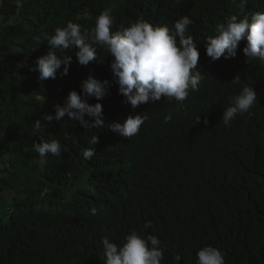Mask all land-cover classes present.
Returning a JSON list of instances; mask_svg holds the SVG:
<instances>
[{"label": "trees", "instance_id": "trees-1", "mask_svg": "<svg viewBox=\"0 0 264 264\" xmlns=\"http://www.w3.org/2000/svg\"><path fill=\"white\" fill-rule=\"evenodd\" d=\"M104 10L115 17L114 30L139 19L171 28L192 18L188 34L204 79L182 106L162 97L133 109L118 93L113 58L83 66L74 48L62 54L73 55L67 75L39 80L32 68L49 51L46 37L69 21L91 30ZM256 12H264V0H248L243 10L241 0H1L0 264H105L103 238L122 244L133 230L162 241V264H178L176 255L179 264H198L206 245L220 248L226 264H264V64L246 62V39L235 57L215 61L205 43L231 15ZM90 74L112 82L101 101L104 128L87 129L67 115L45 120ZM245 85L258 100L225 127L229 97ZM44 94L45 104L38 99ZM136 113L149 118L131 138L110 128ZM94 134L99 143L86 160L81 153ZM40 137L58 139L62 148L43 169L33 149Z\"/></svg>", "mask_w": 264, "mask_h": 264}, {"label": "clouds", "instance_id": "clouds-1", "mask_svg": "<svg viewBox=\"0 0 264 264\" xmlns=\"http://www.w3.org/2000/svg\"><path fill=\"white\" fill-rule=\"evenodd\" d=\"M179 2L176 0V3ZM247 2L241 0V10ZM192 23L189 15L179 18L171 28L167 24L153 25L139 19L129 26L121 24L114 30L115 17L110 11L104 10L91 30L71 21L64 27L56 28L54 35L46 37L49 51L37 57L32 70L38 71L40 81L55 79L58 72L62 76L67 75L73 55L62 54L72 48L75 49L78 63L83 66L93 61L102 63L106 56H111L110 69L118 85V93L133 109L162 97L175 99L182 106L190 92L197 90L204 79L197 67L200 57L198 44L188 34ZM215 33L205 39L206 53L212 61L222 56L225 59L235 57L240 42L246 39L247 44L243 48L246 62L258 59L264 64V12H256L251 18H240L238 14H233L226 22L216 26ZM101 50L105 55L99 54ZM239 81L240 75H236L231 82L238 84ZM111 86L112 82L108 79L101 80L90 74L82 81L80 91L71 90L63 104L53 106L54 114L46 113L44 119L61 120L67 115L87 129H102L105 118L101 101L109 94ZM90 98H95L97 102L89 103ZM38 99L43 104L47 102L45 94ZM257 100L253 85H245L238 94L229 97V106L221 118L224 126H230L237 115L250 113ZM148 118L146 113L129 114L123 121L111 122L110 128L124 138H131ZM171 119L172 113H169L164 122L168 123ZM200 121L199 115L196 123ZM204 123H207L206 119ZM35 128H41V120L35 121ZM98 143L99 136L92 135L88 141L90 147L82 151V157L90 160L95 155L93 146ZM33 149L39 154L37 163L41 169L47 165L49 154L60 156L62 150L58 139L46 140L43 137L33 144ZM97 211L95 207L91 209L93 215ZM145 227H151V222H146ZM102 243L104 252L101 259L105 264H162L165 258L166 246L156 235H144L136 230L126 235L122 244L112 242L108 237H104ZM197 258L198 264H226L225 253L212 245L200 248ZM174 259L179 264L181 256L176 255Z\"/></svg>", "mask_w": 264, "mask_h": 264}, {"label": "rangeland", "instance_id": "rangeland-1", "mask_svg": "<svg viewBox=\"0 0 264 264\" xmlns=\"http://www.w3.org/2000/svg\"><path fill=\"white\" fill-rule=\"evenodd\" d=\"M0 166H3V163L0 161Z\"/></svg>", "mask_w": 264, "mask_h": 264}, {"label": "crops", "instance_id": "crops-1", "mask_svg": "<svg viewBox=\"0 0 264 264\" xmlns=\"http://www.w3.org/2000/svg\"><path fill=\"white\" fill-rule=\"evenodd\" d=\"M0 4H1V0H0ZM1 19V18H0Z\"/></svg>", "mask_w": 264, "mask_h": 264}]
</instances>
